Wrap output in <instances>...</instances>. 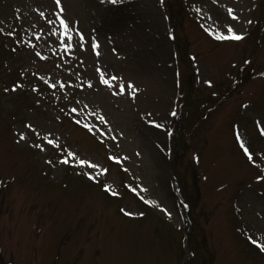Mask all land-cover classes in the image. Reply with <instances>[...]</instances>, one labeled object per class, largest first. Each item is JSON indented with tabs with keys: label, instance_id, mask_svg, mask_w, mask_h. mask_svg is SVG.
Wrapping results in <instances>:
<instances>
[{
	"label": "rangeland",
	"instance_id": "rangeland-1",
	"mask_svg": "<svg viewBox=\"0 0 264 264\" xmlns=\"http://www.w3.org/2000/svg\"><path fill=\"white\" fill-rule=\"evenodd\" d=\"M183 3L187 24L177 32L196 58L190 91L217 104L253 56L257 1ZM167 16L163 0H0V81L14 82L8 92L0 82V264H182L177 171L196 200L186 264H264L247 241L264 246V188L258 162L247 160L264 151V77L194 123L172 166L177 76L191 70L183 57L177 67ZM233 34L243 38L217 39ZM257 56L258 73L264 50ZM165 196L169 219L158 214ZM137 201L150 208L146 218Z\"/></svg>",
	"mask_w": 264,
	"mask_h": 264
},
{
	"label": "snow or ice",
	"instance_id": "snow-or-ice-1",
	"mask_svg": "<svg viewBox=\"0 0 264 264\" xmlns=\"http://www.w3.org/2000/svg\"><path fill=\"white\" fill-rule=\"evenodd\" d=\"M116 2V0H112V3H115ZM57 3L59 4V0H57ZM60 23H61V25L65 28V30H67V28H68V25L67 24H65V22H64V20H61L60 21ZM228 32L229 33H231L232 32V29H231V27H229V29H228ZM243 37L242 36H240V35H235V34H233V35H230V36H218L217 37V39H219V40H224V39H231V40H235V41H239V40H241ZM82 39V38H81ZM93 47L95 48L96 47V45H93ZM113 79H115V77H113ZM128 87H132L131 85H128ZM173 115H174V113H173ZM157 127H162L161 125H157ZM21 139H23V137H21ZM251 158V157H250ZM61 163H67V161H61ZM83 163V162H82ZM90 167H96L95 165H90ZM90 179H92V177L90 176L89 177ZM107 190V189H106ZM127 214H131V213H127ZM170 215V214H169ZM261 251H264V246H261Z\"/></svg>",
	"mask_w": 264,
	"mask_h": 264
},
{
	"label": "bare ground",
	"instance_id": "bare-ground-1",
	"mask_svg": "<svg viewBox=\"0 0 264 264\" xmlns=\"http://www.w3.org/2000/svg\"><path fill=\"white\" fill-rule=\"evenodd\" d=\"M144 44H147L148 43V39H145ZM157 53L159 54L160 53V49H157ZM166 198H168V196H165L164 197V205L162 204V208H163V211H160L158 210V214L161 215L163 218H166V219H169V202L167 200H165Z\"/></svg>",
	"mask_w": 264,
	"mask_h": 264
},
{
	"label": "trees",
	"instance_id": "trees-1",
	"mask_svg": "<svg viewBox=\"0 0 264 264\" xmlns=\"http://www.w3.org/2000/svg\"><path fill=\"white\" fill-rule=\"evenodd\" d=\"M170 2V7H171V10H172V13L173 15L179 13V3H178V0H168ZM181 111V109H180ZM182 152V150H181ZM197 177L195 176L194 174V188L197 187V182H198V179H196ZM198 188V187H197Z\"/></svg>",
	"mask_w": 264,
	"mask_h": 264
}]
</instances>
